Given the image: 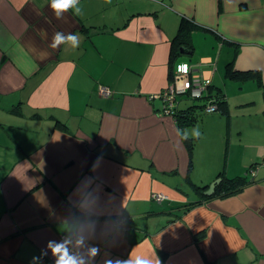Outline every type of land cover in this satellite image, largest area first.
I'll return each instance as SVG.
<instances>
[{"label": "crops", "instance_id": "obj_1", "mask_svg": "<svg viewBox=\"0 0 264 264\" xmlns=\"http://www.w3.org/2000/svg\"><path fill=\"white\" fill-rule=\"evenodd\" d=\"M49 3L0 0V264H29L64 236L85 264L97 244L91 264H264V0H79L83 14L62 19ZM184 16L197 23L194 49L170 74ZM58 31L79 46L52 48ZM230 63L260 74L230 77ZM193 72L227 112L186 126L201 133L190 156L152 96ZM220 175L249 182L223 197L197 191Z\"/></svg>", "mask_w": 264, "mask_h": 264}, {"label": "trees", "instance_id": "obj_2", "mask_svg": "<svg viewBox=\"0 0 264 264\" xmlns=\"http://www.w3.org/2000/svg\"><path fill=\"white\" fill-rule=\"evenodd\" d=\"M197 27V23L192 18H186L185 16L181 19V23L178 27L176 35L173 37L171 42V49L169 54V66H170V74H173V65L182 53L181 48L183 47L184 50L192 51L194 49V44L192 40V34ZM204 29H208L206 27H202ZM226 74L230 77H237V78H247L249 76H259L260 71L258 69H249V70H240L234 68V66L230 63L226 68ZM211 84L208 86V92L210 90ZM210 94L208 93L205 97H209ZM212 101L217 104V112L226 113L227 112V100L225 96L221 94L219 91L215 92ZM207 106V103L202 105L191 104L187 105L186 107L179 106L176 112V120L177 124L182 130L185 132L186 126L193 124L202 114ZM194 139L189 136L188 139H185L186 147L190 156H192L194 150ZM221 181L216 185L215 192L213 196H228L234 193L239 192L242 190L247 184L248 179L246 176H236V177H228V176H219ZM197 191L200 193H204L203 189H206L208 185H196L195 186ZM212 196V195H211Z\"/></svg>", "mask_w": 264, "mask_h": 264}, {"label": "clouds", "instance_id": "obj_3", "mask_svg": "<svg viewBox=\"0 0 264 264\" xmlns=\"http://www.w3.org/2000/svg\"><path fill=\"white\" fill-rule=\"evenodd\" d=\"M110 2V0H108ZM49 7L52 10L54 16L57 19H62L63 14L68 12L70 9L73 10L74 15H82V9L79 6V0H50ZM76 48L79 46V37L76 34L69 33L65 35L63 32H56L53 35L51 47L58 48L61 44H69ZM189 136L192 138H199L201 133L198 128H194L189 134L187 131L184 132L182 139H188ZM102 159V156H98L97 160ZM95 167V165H94ZM123 207V205H122ZM85 243L84 238L80 237L75 241V246L80 247ZM72 242L67 238L61 240L49 239L45 246L40 250L38 256H33L29 261V264H43L46 257H51V264H85V259L82 256L74 253L71 247ZM100 254V246L92 245L88 247L87 256L89 264L94 258ZM103 264H161L158 257L154 259L151 257H138L134 261L131 259L121 260L119 258L106 257Z\"/></svg>", "mask_w": 264, "mask_h": 264}, {"label": "built area", "instance_id": "obj_4", "mask_svg": "<svg viewBox=\"0 0 264 264\" xmlns=\"http://www.w3.org/2000/svg\"><path fill=\"white\" fill-rule=\"evenodd\" d=\"M208 86L209 82L207 78H205L201 73L193 72L190 76V79L185 84L172 83L152 97L161 100L163 102V109L166 114L176 118L177 108L179 107L178 96L186 94L191 96L192 98L200 99L205 97V95L209 93ZM100 89L102 94L106 96L112 94V91L108 89V87H101ZM205 110L207 112H215L217 110V104L211 99L207 102ZM261 163L264 165V156ZM259 165L260 164H256L254 167L250 168V173L252 175H255L257 167ZM153 197L157 200H163L164 198H166V194L158 192L154 193ZM115 223L121 228H126L127 226L124 218H116ZM63 238H68V236H64Z\"/></svg>", "mask_w": 264, "mask_h": 264}, {"label": "rangeland", "instance_id": "obj_5", "mask_svg": "<svg viewBox=\"0 0 264 264\" xmlns=\"http://www.w3.org/2000/svg\"><path fill=\"white\" fill-rule=\"evenodd\" d=\"M200 35H201V33H200ZM196 38H200V36H196ZM179 99H181V105L182 106L191 105V104L202 105V104L208 102L207 97H203V98L199 99V98H192L191 96L186 95V94H182L181 96H179Z\"/></svg>", "mask_w": 264, "mask_h": 264}, {"label": "water", "instance_id": "obj_6", "mask_svg": "<svg viewBox=\"0 0 264 264\" xmlns=\"http://www.w3.org/2000/svg\"><path fill=\"white\" fill-rule=\"evenodd\" d=\"M181 52L184 53V48L182 47ZM221 181V178H216L213 182L210 183L209 188L205 191L206 195H212L215 191L216 185Z\"/></svg>", "mask_w": 264, "mask_h": 264}]
</instances>
